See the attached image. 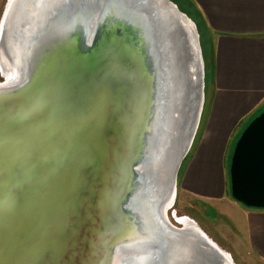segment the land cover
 <instances>
[{
	"label": "water",
	"instance_id": "water-1",
	"mask_svg": "<svg viewBox=\"0 0 264 264\" xmlns=\"http://www.w3.org/2000/svg\"><path fill=\"white\" fill-rule=\"evenodd\" d=\"M0 48L18 59L0 81V264H235L167 217L204 102L199 34L172 1L7 0ZM228 178L264 209V110Z\"/></svg>",
	"mask_w": 264,
	"mask_h": 264
},
{
	"label": "crops",
	"instance_id": "crops-1",
	"mask_svg": "<svg viewBox=\"0 0 264 264\" xmlns=\"http://www.w3.org/2000/svg\"><path fill=\"white\" fill-rule=\"evenodd\" d=\"M190 3L204 32L212 36V88L198 152L182 182L202 196L221 201L225 184L220 153L264 109V0ZM187 180L192 184L188 185ZM226 202L231 205L227 206L230 211L237 209L235 217L228 213L238 235L233 250L237 248V253H242L244 246L246 252H253L264 262V209H241L230 198Z\"/></svg>",
	"mask_w": 264,
	"mask_h": 264
},
{
	"label": "rangeland",
	"instance_id": "rangeland-1",
	"mask_svg": "<svg viewBox=\"0 0 264 264\" xmlns=\"http://www.w3.org/2000/svg\"><path fill=\"white\" fill-rule=\"evenodd\" d=\"M170 1H172L181 12L186 14L195 23L197 27V31L199 34V42H200V47L204 62V102H203L198 129L195 134L192 146L188 154L186 155L185 159L183 160L178 172L176 197L173 205L167 211V217L171 221V223L176 226L179 225L174 220L179 222L180 219L183 217H187L189 219L194 220L196 224L205 232V234L210 239H212L222 250L230 254L235 264H264V262H262L260 259L255 257V254L253 252H246L244 246H242V250H241L242 253H237V248L236 250L235 249L233 250L232 248L233 243H235V239L236 240L238 239V235H235L236 232L234 231V228L231 227V223L228 219V213L231 212L235 217L237 215V212L235 210L237 209H235L234 211H230L231 209L229 207H231V205H226L227 203L226 199L230 198L231 201H235L229 195L228 169H229L231 153L235 141L238 137L235 138L232 143H231L232 140L231 139L227 147H225L224 151H221L219 156L223 166L222 179L225 184V191L224 193H222L223 199L221 201H218L216 198L214 199L209 196L206 197L202 196L201 194L197 193L196 191H193L191 188H189L186 184L182 182L184 176L186 177L187 175L186 171L189 172L190 170L189 167L192 158L197 154L199 143L202 138L201 136H203L202 122L205 119L206 107L208 105V100L212 88V82H211L212 81V66H211L212 44L210 42L212 36L207 32H204V30L202 29V26L200 25L199 15L193 11V7L192 4L190 3V0H170ZM6 2L7 0H0V19L3 10L5 8ZM3 76L5 77L4 74ZM2 80L3 78H1L0 76V81ZM259 113H257L256 115H258ZM256 115H254V117ZM191 182H192L191 180L186 181L188 185L192 184ZM236 203H238L237 205H239L241 209L242 207H245L242 204H239V202Z\"/></svg>",
	"mask_w": 264,
	"mask_h": 264
},
{
	"label": "bare ground",
	"instance_id": "bare-ground-1",
	"mask_svg": "<svg viewBox=\"0 0 264 264\" xmlns=\"http://www.w3.org/2000/svg\"><path fill=\"white\" fill-rule=\"evenodd\" d=\"M2 49L0 48V69L5 75V78H9L12 76V73L16 71L18 59L16 56L13 55L11 58H7L4 56L3 52H1ZM180 226H189L191 225V222L189 221V218L183 217L179 221Z\"/></svg>",
	"mask_w": 264,
	"mask_h": 264
},
{
	"label": "flooded vegetation",
	"instance_id": "flooded-vegetation-1",
	"mask_svg": "<svg viewBox=\"0 0 264 264\" xmlns=\"http://www.w3.org/2000/svg\"><path fill=\"white\" fill-rule=\"evenodd\" d=\"M0 76H1V78H3V75H2V72H1V70H0ZM179 226H180V223L179 222H177L176 220H174ZM194 221V220H193ZM195 222V221H194Z\"/></svg>",
	"mask_w": 264,
	"mask_h": 264
}]
</instances>
